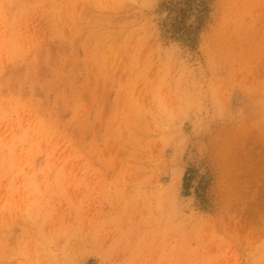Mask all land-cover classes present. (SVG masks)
<instances>
[{
  "label": "rangeland",
  "instance_id": "obj_1",
  "mask_svg": "<svg viewBox=\"0 0 264 264\" xmlns=\"http://www.w3.org/2000/svg\"><path fill=\"white\" fill-rule=\"evenodd\" d=\"M263 11L0 0V264H264Z\"/></svg>",
  "mask_w": 264,
  "mask_h": 264
},
{
  "label": "bare ground",
  "instance_id": "obj_2",
  "mask_svg": "<svg viewBox=\"0 0 264 264\" xmlns=\"http://www.w3.org/2000/svg\"><path fill=\"white\" fill-rule=\"evenodd\" d=\"M80 2H81V1H80ZM86 6H87V5H86ZM86 8H87V7H86ZM162 10H163V9H162ZM255 10H256V8H255ZM255 10H254V11H255ZM260 11H261V10H260ZM255 12H256V11H255ZM255 12H254V13H255ZM263 12H264V11H263ZM159 14H160V13H159ZM169 19H170V18H169ZM245 19H246V18H245ZM187 21H188V20H187ZM165 24H166V23H165ZM171 24H172V23H171ZM174 28H175V27H174ZM161 29H162V28H161ZM186 32H187V31H186ZM173 37H174V36H173ZM263 61H264V60H263ZM251 67H252V66H251ZM243 71H244V70H243ZM35 72H37V71H35ZM256 73H257V72H256ZM234 75H235V74H234ZM236 78H237V77H236ZM254 81H255V80H254ZM246 82H247V81H246Z\"/></svg>",
  "mask_w": 264,
  "mask_h": 264
}]
</instances>
